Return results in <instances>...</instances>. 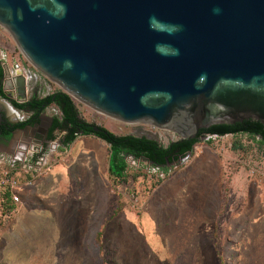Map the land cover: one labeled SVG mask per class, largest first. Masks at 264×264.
Segmentation results:
<instances>
[{
	"label": "water",
	"instance_id": "1",
	"mask_svg": "<svg viewBox=\"0 0 264 264\" xmlns=\"http://www.w3.org/2000/svg\"><path fill=\"white\" fill-rule=\"evenodd\" d=\"M0 25L42 76L108 117L178 139L247 119L264 126V0H0ZM1 66L0 123L32 78ZM40 118L28 128L39 146L53 115Z\"/></svg>",
	"mask_w": 264,
	"mask_h": 264
},
{
	"label": "rangeland",
	"instance_id": "2",
	"mask_svg": "<svg viewBox=\"0 0 264 264\" xmlns=\"http://www.w3.org/2000/svg\"><path fill=\"white\" fill-rule=\"evenodd\" d=\"M0 60L28 75L38 72L1 25ZM45 80L41 94L59 88ZM73 101L83 118L117 135L164 145L178 138ZM56 112L55 105L47 109L49 116ZM27 115L15 113L17 120ZM62 135L55 131L54 140ZM202 136L186 158L168 165L178 168L159 183L150 174L154 165L126 158L127 181L103 175L109 146L96 137L104 144L101 162L81 156L66 179L59 180L61 165H54L20 184L13 211L0 210V264H264V154L246 134Z\"/></svg>",
	"mask_w": 264,
	"mask_h": 264
},
{
	"label": "trees",
	"instance_id": "3",
	"mask_svg": "<svg viewBox=\"0 0 264 264\" xmlns=\"http://www.w3.org/2000/svg\"><path fill=\"white\" fill-rule=\"evenodd\" d=\"M2 76L3 69L0 60V85L2 84ZM0 95L3 96L2 86H0ZM12 103L17 110H25L28 112V120L30 121L37 120L44 108H48L52 105L57 107L58 112L53 116L52 123L48 128L44 146L48 141L55 139V131L63 132L60 143L64 147H69L75 139L85 136H95L107 143L109 146L107 173L108 176L117 183L127 181L129 175L132 174L127 171L126 162L124 160L125 154L141 157L162 169H166L167 166L177 160L178 157L192 151L200 136L204 134L217 136L238 133L246 134L256 139L259 149L264 154V126L259 121L250 119L236 122L232 125H213L209 128L200 129L195 138H177L164 145L145 136L117 135L101 125H98L101 129L100 131H93L91 126L94 123L83 118L73 99L59 88L41 97H33L25 102H16L13 100ZM22 125L23 123L12 125L5 132V135L9 136L12 129ZM234 148H241V146H234ZM25 180L26 179L21 180V183ZM161 181L162 180H157L156 182L159 183ZM17 202L11 189L0 191V210L6 215L13 211Z\"/></svg>",
	"mask_w": 264,
	"mask_h": 264
},
{
	"label": "built area",
	"instance_id": "4",
	"mask_svg": "<svg viewBox=\"0 0 264 264\" xmlns=\"http://www.w3.org/2000/svg\"><path fill=\"white\" fill-rule=\"evenodd\" d=\"M207 135L210 137L217 136ZM67 150L68 147L62 146L56 140L48 141L45 146L43 144L38 147L24 148L22 145L9 151L0 150V191L11 189L18 201L15 191L22 184L21 180L26 179L23 183L30 182L47 174L57 162L65 157ZM154 166L153 172L150 174L158 180L169 177L178 168L177 165L167 166L166 169Z\"/></svg>",
	"mask_w": 264,
	"mask_h": 264
},
{
	"label": "crops",
	"instance_id": "5",
	"mask_svg": "<svg viewBox=\"0 0 264 264\" xmlns=\"http://www.w3.org/2000/svg\"><path fill=\"white\" fill-rule=\"evenodd\" d=\"M16 67L17 66H15V64L12 66H8L10 78L12 77V79L14 76L13 71L15 69H17ZM20 69L23 70L22 68H20ZM23 73L27 76V78H29V75L24 70H23ZM32 78H34V81H31V78H30V82L27 85V93H29L31 90H33V88H37V86H40V89H42V87L44 85H46V80H45L46 78L44 76H42L39 72H34L32 75ZM33 86H36V87H33ZM6 90L8 92H11V93L16 92V86H15V83L13 82V80L11 81V87L6 88ZM12 111L13 110L8 109L7 114L10 117H12V116L15 117V113L17 111H13V112ZM57 111H58V109H57ZM28 136H30V137H28ZM33 136L35 137V135H33ZM33 136H32V132H28L27 134H25L21 131H17L15 133L13 139H11L8 143H5L7 145H4L2 150H5V149L7 150L9 148L14 149L15 147H13V146L15 144H17L18 142H24L22 140H28L29 138H33V140H34ZM103 145L104 144H101L98 142V140L95 136H85V137H79V138L75 139L70 144V146L68 147L67 154L65 155V157L62 160H60L59 163L56 164L57 166L61 165L60 171H61L62 176L59 177V180H63L64 178L66 179V172H69L70 165L73 161H75V158H80L82 156L84 161H88V160H91L93 158V159H96L99 162H101L100 160L103 158V155L105 152ZM89 154H93L94 157H90ZM102 172H103V175H105L107 173V165L106 166L102 165ZM20 192H22V191H20Z\"/></svg>",
	"mask_w": 264,
	"mask_h": 264
},
{
	"label": "flooded vegetation",
	"instance_id": "6",
	"mask_svg": "<svg viewBox=\"0 0 264 264\" xmlns=\"http://www.w3.org/2000/svg\"><path fill=\"white\" fill-rule=\"evenodd\" d=\"M31 81H34V78H31ZM32 83V82H31ZM35 84V83H34ZM33 87H36V86H33ZM46 88V86L44 85L42 87V89H40V86H37V88H33V90H31L29 93H28V97H27V100H30L32 99L33 97H41L43 95H47L48 93H44V94H41L44 89ZM1 96V95H0ZM3 96H1L0 98H2ZM25 102V101H24ZM21 111H24V110H21ZM47 112L46 108L43 109L42 113L38 116V119L35 120V121H30L28 120L29 118V113L27 115V117L25 119H20V120H17L16 117H6L5 120L0 123V150L3 149V146L4 145H7L5 143H8L11 139V137H14L15 134H12V131L14 129L11 130V133L9 136L5 135V132L12 126V125H15L17 123H23L22 126L18 127L20 128V131L27 134L28 132H32V136L33 135H36L35 131H30L28 128H31L33 126H36L38 124L39 121H41L42 119L40 118L42 116V114H45ZM60 132V131H59ZM47 136V135H46ZM30 137V136H28ZM34 137V136H33ZM13 139V138H12ZM31 139V140H30ZM29 140V141H28ZM28 140H26V143L24 146V148H28V147H38L39 145H37L34 141L36 140L35 137H34V140L33 138H29ZM28 141V142H27ZM25 142V141H24ZM6 150V149H5Z\"/></svg>",
	"mask_w": 264,
	"mask_h": 264
},
{
	"label": "bare ground",
	"instance_id": "7",
	"mask_svg": "<svg viewBox=\"0 0 264 264\" xmlns=\"http://www.w3.org/2000/svg\"><path fill=\"white\" fill-rule=\"evenodd\" d=\"M13 112V111H12ZM13 117V116H12Z\"/></svg>",
	"mask_w": 264,
	"mask_h": 264
}]
</instances>
